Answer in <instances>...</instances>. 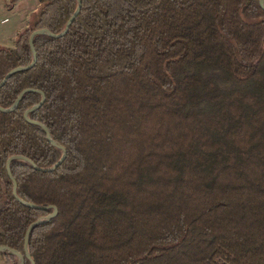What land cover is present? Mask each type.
Here are the masks:
<instances>
[{"label": "trees", "instance_id": "16d2710c", "mask_svg": "<svg viewBox=\"0 0 264 264\" xmlns=\"http://www.w3.org/2000/svg\"><path fill=\"white\" fill-rule=\"evenodd\" d=\"M260 0H81L0 88V246L35 264H264ZM0 81L76 0H38ZM5 264H18L2 255ZM25 264H30L26 259Z\"/></svg>", "mask_w": 264, "mask_h": 264}, {"label": "water", "instance_id": "95a60500", "mask_svg": "<svg viewBox=\"0 0 264 264\" xmlns=\"http://www.w3.org/2000/svg\"><path fill=\"white\" fill-rule=\"evenodd\" d=\"M76 1H77V6L75 8V11L73 12V14L71 15V17L67 21V23H66L65 28L63 29V31H61L58 34H53L48 29H39V30L33 31L30 34L29 41L28 42H29V47H30V51H31V54H32V60H31V62L27 66L17 67V68H14V69L10 70L3 77V79L0 81V88H2L4 86V84L7 82V80L10 79L13 75H15V74H17L19 72L28 71L31 68H33V66L36 63V52H35V49H34V46H33V39L36 36H41L42 35V36H48V37L57 39V38H60V37L64 36L68 32V29H69L70 25L72 24V22L74 21V19L77 17L78 13L80 12L81 0H76ZM259 5L264 10V0H260L259 1ZM28 91H34V92L39 93L41 95V100L35 106L27 109L24 112V115H23L24 116V119L28 123H32V124L37 125L40 128H42L43 131H44V133H45V136H46L47 141L51 145H53L54 147L60 149L62 151V155H61L60 159L52 167L44 168V169L37 168L29 159H27V158H25L23 156H12L6 162V171H7V174H8V176L11 179V182H12V196H13V198L18 203H20L21 205H24V206H26L28 208H33V209H46V208H43V207H40V206H36L34 204H31V203H27V202L21 200L18 197L17 192H16V182L14 181V179L12 177V174H11V171H10V164H11L12 161H24V162L28 163L29 165H31L36 170H40L42 172H53L65 160V157H66V151H65V149L62 148L61 146H59L58 144H56L52 140L49 130L44 125H42V124H40L38 122H33L29 118V114L30 113L36 111L37 109H39L42 106V104H43V102L45 100L44 94L41 91H38V90H29V89L24 90V91H22L20 93V95L18 96V98L14 101V103L9 108L4 109V108H1L0 107V112H2V113H10V112L14 111L17 108V105H18L19 101L21 100L22 96L26 92H28ZM48 208H50L52 210V213L51 214L47 215L44 218L38 219L37 221H35L32 224H30L29 227L27 228L26 233H25V237H24V244H23L24 255L21 254V253H19L16 250H13V249L7 247V246H0V253L2 255H7V256H13V257H15L18 260V264H25V260L26 259L30 262V264H35L34 261L32 260V258L30 257L29 252H28L29 235H30L31 231L36 226L49 222L52 218H54L57 215V212L58 211H57V208L56 207L50 206Z\"/></svg>", "mask_w": 264, "mask_h": 264}, {"label": "crops", "instance_id": "0c3cea01", "mask_svg": "<svg viewBox=\"0 0 264 264\" xmlns=\"http://www.w3.org/2000/svg\"><path fill=\"white\" fill-rule=\"evenodd\" d=\"M38 6V0H0V46L14 48L17 34Z\"/></svg>", "mask_w": 264, "mask_h": 264}, {"label": "built area", "instance_id": "2783aa9c", "mask_svg": "<svg viewBox=\"0 0 264 264\" xmlns=\"http://www.w3.org/2000/svg\"><path fill=\"white\" fill-rule=\"evenodd\" d=\"M2 259H3V256H2V254L0 253V264H5V261L2 260Z\"/></svg>", "mask_w": 264, "mask_h": 264}, {"label": "rangeland", "instance_id": "374dc122", "mask_svg": "<svg viewBox=\"0 0 264 264\" xmlns=\"http://www.w3.org/2000/svg\"><path fill=\"white\" fill-rule=\"evenodd\" d=\"M2 260H5L4 258ZM17 263H18V260H17Z\"/></svg>", "mask_w": 264, "mask_h": 264}]
</instances>
